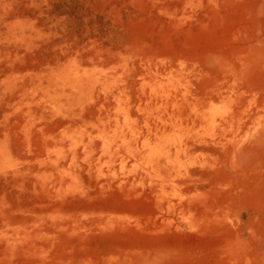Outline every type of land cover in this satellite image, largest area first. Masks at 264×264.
<instances>
[{
	"label": "rangeland",
	"instance_id": "rangeland-1",
	"mask_svg": "<svg viewBox=\"0 0 264 264\" xmlns=\"http://www.w3.org/2000/svg\"><path fill=\"white\" fill-rule=\"evenodd\" d=\"M0 264H264V0H0Z\"/></svg>",
	"mask_w": 264,
	"mask_h": 264
}]
</instances>
